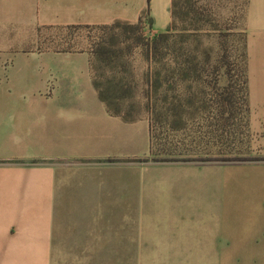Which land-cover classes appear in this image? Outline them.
Returning a JSON list of instances; mask_svg holds the SVG:
<instances>
[{
    "label": "crops",
    "instance_id": "crops-1",
    "mask_svg": "<svg viewBox=\"0 0 264 264\" xmlns=\"http://www.w3.org/2000/svg\"><path fill=\"white\" fill-rule=\"evenodd\" d=\"M170 3L0 0V264H264V0L248 1L245 23L259 160L156 161L148 119L99 99L90 53L32 47L39 29L136 24L146 10L159 34ZM218 144L200 131L188 146Z\"/></svg>",
    "mask_w": 264,
    "mask_h": 264
},
{
    "label": "rangeland",
    "instance_id": "rangeland-1",
    "mask_svg": "<svg viewBox=\"0 0 264 264\" xmlns=\"http://www.w3.org/2000/svg\"><path fill=\"white\" fill-rule=\"evenodd\" d=\"M244 3L245 0H223L219 5V11L223 14L225 22L221 25H232L235 28L240 26L239 28L243 29L244 23L243 21L238 22L237 13L242 10ZM143 16L145 20L143 21L142 30L138 33L129 32L130 34L126 36L122 35L120 29H102L100 27H48L45 30L39 29L36 34L38 41L32 47L37 48L38 51L90 53L101 37L108 39L110 36L115 35L119 37V42L123 41L125 37H130L124 44L117 46L118 49L123 50V58L119 63L122 68L120 67L118 70H125L124 73L118 76L123 78V83L132 88V95L123 103L122 110L133 118H145L150 122L153 142L151 156L154 160L166 162L189 160L210 162L213 161L211 158L216 152L218 154L220 152L218 159L222 162L261 159V156L257 154L249 142L247 112L240 100L241 96L238 95L235 98V112L232 117L230 116L226 120L228 115L219 116L218 107L215 103L219 95L214 93L213 86L215 84L218 87L224 86L226 79L222 75L223 71L218 72L216 76L213 71L220 50L218 35L215 33L190 35L183 42L182 35L179 32L171 35L169 39L171 51L170 60L168 61L169 71L173 73L176 68L180 59L178 51L186 49L188 53L183 57V60L188 61L189 64L198 63L199 71L197 73L201 79L197 83L194 78H190L186 83L187 86L183 87L178 85L179 81L178 83L176 82L177 78L171 79V84H168L167 87L170 88L167 94L169 98L176 97L175 102L177 103L170 102L171 107L170 105L168 107L166 105L163 106L161 102H158L159 98L150 92L149 80L154 71V66L147 53L146 44L152 43L158 35L165 33L166 30L159 34L153 33L150 29L152 21L149 17V10H146ZM226 20H228L227 24ZM244 37L245 34L240 33L235 37L227 38L225 41L227 48L238 65H241L243 60ZM137 39L143 40V45L136 46L135 42ZM207 54L209 55V64L206 62ZM196 56L197 58L194 60ZM93 64L96 67L98 66L97 63ZM199 64L201 66L200 69ZM185 67L189 66L185 64ZM104 72L108 76L113 74L108 70H98V74ZM202 82H204V85H206L205 83L211 84L212 88L198 86ZM230 82L236 88L240 84L239 78L236 77ZM188 101L192 102L189 106H186ZM169 107H174V110L177 111L176 114L182 115V119L185 111L186 127L178 126V123L180 125L183 124L180 122L179 116L173 117L172 113L166 111L170 109ZM200 131L208 135L209 138L221 141V144H218L213 150L205 148L203 151H197L194 148H190L188 146L190 138H193L195 132ZM205 153H209V155L205 157ZM193 155L202 157H191ZM209 156L211 157L209 158ZM95 256L97 259L96 264H120L121 262V254L119 253L95 254ZM82 257V254H65V262L70 261L72 264V261H81ZM133 257L134 254H129V262ZM104 259L105 263L103 262ZM147 259L151 260V254L147 256Z\"/></svg>",
    "mask_w": 264,
    "mask_h": 264
},
{
    "label": "trees",
    "instance_id": "trees-1",
    "mask_svg": "<svg viewBox=\"0 0 264 264\" xmlns=\"http://www.w3.org/2000/svg\"><path fill=\"white\" fill-rule=\"evenodd\" d=\"M223 0H171L169 13H170V23L166 29V32L160 34L156 39L150 43L146 44L147 53L151 62H153L154 71L150 76L149 88L150 92L159 98L158 102H161L163 106L171 107V103H177L176 97H168V84H171V79L177 78L176 82L179 81V86H187L186 83L190 78H194V81L198 83L201 79L198 76V63L189 64L188 61L183 60V57L187 55L186 49H180L178 51V56L180 57L177 62L176 68L173 73L169 71L168 61L171 55L169 39L171 35L175 32H179L182 35V42L188 39L190 35L196 34H210L215 33L218 35L220 41V50L219 56L216 59L213 71L216 74L220 71L222 72L223 77L226 79V84L222 87L213 86L214 93L219 95L218 99L215 101L218 107V113L220 117L226 115V120L235 112L234 104L235 98L240 95L241 102L245 106L247 112V101H246V86H247V77H246V10L249 0H245L244 7L241 11L237 13L238 22L243 21V29L237 26L236 28L232 25L225 26L221 25L225 22L223 14L219 11L220 3ZM148 15V12H147ZM236 16V15H235ZM234 16V18H235ZM145 20L144 16L141 17L136 24L116 22L110 26H98L102 29H120L122 35L126 36L130 34L129 32L138 33L142 30L143 21ZM228 20H226V24ZM240 33H244V51L242 54L243 60L241 65H238L231 55L230 50L226 46V39L230 37H235ZM117 36H110L108 39L104 37L100 38L99 41L95 43L92 48L91 54V73L93 87L95 88L99 99L105 103L109 113L116 117H122L126 121H132L136 118L131 117L128 113H124L122 110L123 103L129 99L132 95V88L126 83H123V78H119L118 75H121L125 70H118L120 67L121 59L123 58V50L117 48L119 44H124L130 37H125L123 41L119 42ZM143 40L137 39L135 42L136 46L143 45ZM197 56L194 58L196 60ZM206 62L209 64V55L207 54ZM93 63H97V67ZM185 64L189 67H185ZM199 64V69H200ZM99 69H104L105 71H111L113 74L109 76L104 73L98 74ZM236 77L239 78L240 84L238 88L231 85V80ZM204 85V82L200 83V87H210L211 84ZM216 90V91H215ZM217 97V96H216ZM192 102V101H191ZM191 102H186V106H189ZM184 105V104H183ZM185 106V107H186ZM154 107V106H153ZM169 107V108H170ZM184 107V108H185ZM149 108V107H148ZM155 108V107H154ZM171 109V110H170ZM167 109L172 113L171 115H177V111L173 108ZM174 111V112H173ZM184 111V116H185ZM182 115L179 116L180 122L183 125L178 123L179 127L184 128L185 126V117ZM152 132V128H151ZM152 134V133H151Z\"/></svg>",
    "mask_w": 264,
    "mask_h": 264
}]
</instances>
